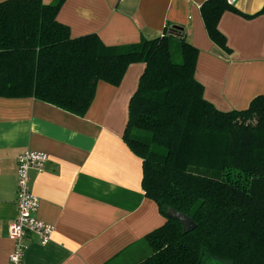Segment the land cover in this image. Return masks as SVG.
I'll return each instance as SVG.
<instances>
[{
	"label": "trees",
	"instance_id": "trees-1",
	"mask_svg": "<svg viewBox=\"0 0 264 264\" xmlns=\"http://www.w3.org/2000/svg\"><path fill=\"white\" fill-rule=\"evenodd\" d=\"M65 1L0 3V97L35 98L84 117L99 81L118 87L132 64H145L123 139L143 162L146 197L167 221L129 252L139 257L134 264H264V96L222 112L204 98L198 50L182 28L107 47L95 34L71 37L57 21ZM226 12L239 14L225 0L201 7L209 38L229 53L218 29ZM169 209L195 229L186 233Z\"/></svg>",
	"mask_w": 264,
	"mask_h": 264
},
{
	"label": "crops",
	"instance_id": "crops-1",
	"mask_svg": "<svg viewBox=\"0 0 264 264\" xmlns=\"http://www.w3.org/2000/svg\"><path fill=\"white\" fill-rule=\"evenodd\" d=\"M206 1L66 0L57 21L72 38L95 34L107 47L136 45L178 26L198 50L195 78L204 98L222 112L245 110L264 96V0H238L239 14L221 17L229 53L208 36ZM145 68L132 64L118 87L99 81L84 117L35 98L0 97V264H10L9 228L19 214L17 156L28 150L49 157L43 171H30L29 185L39 199L37 217L54 232L45 245L30 236L24 264H134L139 257L129 252L165 225L142 188L143 162L123 139Z\"/></svg>",
	"mask_w": 264,
	"mask_h": 264
},
{
	"label": "built area",
	"instance_id": "built-area-1",
	"mask_svg": "<svg viewBox=\"0 0 264 264\" xmlns=\"http://www.w3.org/2000/svg\"><path fill=\"white\" fill-rule=\"evenodd\" d=\"M229 5H235L238 0H225ZM49 157L44 153L25 151L17 156V208L18 218L10 225L9 237L14 247L9 255L10 264H24L27 242L30 236H37L42 245L47 244L52 237L54 227L37 217L39 199L30 189L31 170L43 171Z\"/></svg>",
	"mask_w": 264,
	"mask_h": 264
},
{
	"label": "water",
	"instance_id": "water-1",
	"mask_svg": "<svg viewBox=\"0 0 264 264\" xmlns=\"http://www.w3.org/2000/svg\"><path fill=\"white\" fill-rule=\"evenodd\" d=\"M168 214L171 217L178 219L181 222L186 233H189L195 229L194 222L189 217H187L186 215H183L181 213H177V212L170 210V209L168 210Z\"/></svg>",
	"mask_w": 264,
	"mask_h": 264
},
{
	"label": "rangeland",
	"instance_id": "rangeland-1",
	"mask_svg": "<svg viewBox=\"0 0 264 264\" xmlns=\"http://www.w3.org/2000/svg\"><path fill=\"white\" fill-rule=\"evenodd\" d=\"M177 44H178V41L175 40L174 46L172 47V50H173V53L175 54L174 57H175L176 61H180V54L178 53V51H176L177 50V48H176Z\"/></svg>",
	"mask_w": 264,
	"mask_h": 264
}]
</instances>
